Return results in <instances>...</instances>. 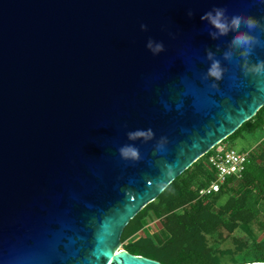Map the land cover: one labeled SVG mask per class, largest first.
I'll use <instances>...</instances> for the list:
<instances>
[{"label": "water", "instance_id": "water-1", "mask_svg": "<svg viewBox=\"0 0 264 264\" xmlns=\"http://www.w3.org/2000/svg\"><path fill=\"white\" fill-rule=\"evenodd\" d=\"M217 7L264 25V0H0V264H161L124 227L264 106V47L209 35Z\"/></svg>", "mask_w": 264, "mask_h": 264}, {"label": "trees", "instance_id": "trees-1", "mask_svg": "<svg viewBox=\"0 0 264 264\" xmlns=\"http://www.w3.org/2000/svg\"><path fill=\"white\" fill-rule=\"evenodd\" d=\"M263 123L264 106L222 144L230 147L245 134L263 130ZM248 150L240 177H229L219 191L204 196L199 191L216 174L208 162L211 151L194 162L129 221L121 249L161 264H224L218 240L240 231L248 237L250 255L233 264L264 263V142ZM148 218L159 222L155 231Z\"/></svg>", "mask_w": 264, "mask_h": 264}, {"label": "clouds", "instance_id": "clouds-1", "mask_svg": "<svg viewBox=\"0 0 264 264\" xmlns=\"http://www.w3.org/2000/svg\"><path fill=\"white\" fill-rule=\"evenodd\" d=\"M191 12L188 13L191 16ZM201 20L208 21L209 25L214 29V31H210L209 35L213 38H217L219 36H227L229 32L236 33L230 43L234 48L242 49L241 55L244 57L251 56L254 47L260 46L264 47V41H261L259 37L253 36L251 33L260 29L264 31V25L260 24L258 20L253 18L252 16H245L241 13L237 12L229 17L226 14V9L224 8H213L210 11L206 12L203 16H201ZM243 29H247L242 30ZM141 30L146 31L147 25L142 24ZM146 47L153 53L158 54L164 50V45L162 42L155 43L152 39L148 40ZM214 54L211 51L207 53V59L211 61L205 78H213L220 79L222 76V69L220 67V63L218 60L213 58ZM224 58L231 61L233 59V54L231 51H226L224 53ZM246 74L252 73L258 77H264V60L258 61L251 68L245 69ZM130 139H135L137 137L148 136L149 132L144 131H135L130 132ZM119 153L124 158H136L138 155V150L131 145L122 146L119 149Z\"/></svg>", "mask_w": 264, "mask_h": 264}, {"label": "built area", "instance_id": "built-area-1", "mask_svg": "<svg viewBox=\"0 0 264 264\" xmlns=\"http://www.w3.org/2000/svg\"><path fill=\"white\" fill-rule=\"evenodd\" d=\"M260 141L264 142V137ZM210 151L211 154L208 157V162L215 170V179L207 188L199 191L200 196L219 191L229 177H240L245 169L247 157L250 153V150H246L245 152L236 151L227 144H222V142Z\"/></svg>", "mask_w": 264, "mask_h": 264}, {"label": "rangeland", "instance_id": "rangeland-1", "mask_svg": "<svg viewBox=\"0 0 264 264\" xmlns=\"http://www.w3.org/2000/svg\"><path fill=\"white\" fill-rule=\"evenodd\" d=\"M264 137L263 130H258L252 134H245L243 138L236 140L230 147L236 151L248 150L254 147ZM149 227L155 231L159 227V222L154 218H148ZM170 229V226L168 227ZM233 237L237 240H233ZM218 248L222 261L224 264H233L235 260H247L250 255L247 250L249 246L248 237L243 232H235L230 237L225 238L224 241L218 240ZM122 245L120 246V249Z\"/></svg>", "mask_w": 264, "mask_h": 264}]
</instances>
